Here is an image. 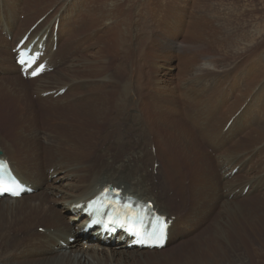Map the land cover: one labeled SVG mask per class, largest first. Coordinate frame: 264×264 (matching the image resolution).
<instances>
[{"label": "rangeland", "instance_id": "374dc122", "mask_svg": "<svg viewBox=\"0 0 264 264\" xmlns=\"http://www.w3.org/2000/svg\"><path fill=\"white\" fill-rule=\"evenodd\" d=\"M43 14L45 16L37 23L40 25L32 28V24ZM53 19L54 45L51 54H45L42 61L51 65L44 73L50 75L26 87L20 80L26 77L13 63L16 52L14 42L30 27L29 33L26 32L28 36L39 30L42 32L45 27H48L46 31L49 36ZM69 24L71 27L74 25V32L68 31ZM68 44L73 47L72 51L63 53L69 49L64 48ZM119 46L124 48L123 61L116 59L112 63L114 53L117 52L119 58L123 50ZM104 50H111L109 56L108 53L103 54ZM124 70H127L126 74H123ZM127 75L134 76L126 78ZM93 79L97 81L91 84ZM108 79L115 83L121 79L122 94L127 97L137 101L138 96H146L144 99L149 101L156 100L162 113L171 112L180 105L195 118V125H200L201 134H195L200 141L208 139L202 146L208 154L212 150L217 157L225 154L232 162H237L239 155L243 157L248 151L257 149L246 156L251 159L245 161L238 172L237 181L232 183L239 185L245 179L256 178L260 181L255 185H262L254 193L234 201H228L220 191L218 160L212 156L213 153L210 154L213 160L208 170L204 169L209 165L207 162L191 160V165L198 170V174L192 170V180L200 184L198 179L203 178L207 186L206 190L200 184L204 189L200 206L195 208L194 200H189L192 215L189 222L195 229L189 225L184 234L187 238L178 244L171 242L156 254H175L178 248L193 244L201 234L202 240L198 245L210 247V243H215L217 250L213 252L209 248L203 254L199 250L198 253L204 256L200 257L202 262L196 261V256L190 254L181 263L170 259L169 262L155 264H264V0H0V110L4 109L5 115L9 114L12 104L16 111L28 107L27 111L32 114L34 122L32 125L36 127H27L25 131L30 132L28 138L33 140V144L42 147L40 151L34 150L36 160L28 166L19 164L26 154L10 156V164L31 180L29 187L37 189L24 194L17 202L20 207L32 204L39 194L47 196L43 188L56 190L54 193L58 194V173H84L95 164L101 169L104 162L115 160L116 154H119L120 161L135 153H143L140 166L146 174L156 176L158 163L147 155L152 146L150 149L146 147L147 143L153 141L152 132L140 127L136 103L132 105L130 101L127 102L126 114L115 122L108 120L107 114H104L112 103L102 100L104 84ZM108 85L111 84L108 83L106 89ZM59 87L62 88L56 90ZM42 90L51 91L41 92L43 99H31ZM84 94L90 95L81 103L66 105ZM17 96L20 100L12 103ZM89 110L94 113L90 112L96 124H88L86 118ZM107 120L109 128L105 127ZM92 123L94 133L87 128ZM4 124L6 129L11 128L9 119ZM76 129H79L80 136L75 135L78 133ZM0 131L4 134L1 141L10 142L1 125ZM97 131H101L102 136L92 152L91 142L98 138L95 137ZM225 133L229 140L223 141ZM106 134L107 138L102 141ZM30 141H26L27 149ZM216 145L222 149L214 150ZM52 150L57 156L53 160ZM130 152L133 153L128 155ZM179 152L177 156L170 157L175 161V167L182 170L185 167L182 158L188 157L185 154L180 157ZM167 153L170 154V150ZM4 156L9 157V154ZM36 161L41 162V166L38 167ZM55 164H58L57 168ZM152 168L153 173L150 172ZM182 180H179L180 186ZM180 189L179 192L182 191ZM185 189L191 192V182ZM246 190L247 187L244 193ZM153 192L158 201L166 205L164 207L169 213L174 214L175 210L166 203L165 196H158L157 189H153ZM186 197L193 198L190 193ZM44 201L46 204L50 202L48 199ZM6 202V199H0V204ZM36 212L30 215L34 217ZM24 214L18 207L13 210L0 207V264H27L16 259V256L39 238H30L28 242L24 238L44 233L39 224H31L30 232L25 231L28 232L26 235L18 232L21 226L18 222ZM68 215L70 213L67 212L62 220L66 221ZM185 228L182 224L177 225L174 234ZM92 231L84 227L79 235L90 236ZM236 232L240 233V237ZM91 240L94 241L93 237ZM79 242L86 241L80 239ZM37 252L43 253L40 250ZM127 264L136 263L133 259Z\"/></svg>", "mask_w": 264, "mask_h": 264}, {"label": "bare ground", "instance_id": "6f19581e", "mask_svg": "<svg viewBox=\"0 0 264 264\" xmlns=\"http://www.w3.org/2000/svg\"><path fill=\"white\" fill-rule=\"evenodd\" d=\"M45 14H43V16L40 17L38 20L43 18ZM38 20H36V22L33 23L32 26H34L38 22ZM54 21L55 19H53L52 21L49 36L47 35V31H46L48 27H45L42 32H39L40 31L39 30L38 32L34 33L32 36H28V39L20 46L19 50L27 49L29 44L33 40H36L32 45V48L30 50V55H32V53L37 51H41V52L43 51L42 57L45 56V54L50 55L54 45L53 26H52ZM39 25L40 24H37L36 27H38ZM31 27L28 28L22 34V36L18 39V41L14 42L13 48L16 47V44L22 39V37L26 34V32L30 31ZM72 27H74V25ZM72 27L71 24H69L68 31L74 32V29ZM58 32L59 31H57V34ZM122 36L123 35H121V37ZM39 44L42 46L43 49H39L38 47ZM119 47L123 49L119 53L120 57L118 58L116 56L117 54L116 52L114 53L115 55H113L115 57L112 56L109 57V59L111 57H112L111 59H114L110 62L113 63V61L115 62L116 59L119 61H123L124 48H122L121 46ZM64 48L65 49L69 48V49H67V51H62L63 53H70L73 47L71 48L68 44V47H64ZM115 49L117 50V48ZM106 50H104L103 53L104 55H107V53L111 51L110 50L106 52ZM16 54L17 53L15 52V54L13 55V60H14L13 63L15 68L19 69V67H17L15 64ZM42 57L38 59L37 63L34 64L33 68L37 66L39 62L45 60V58ZM62 60L63 57L62 59H60V64H62L63 62ZM50 66H51L50 64L46 63V69L44 70V72L34 79L26 78L24 80L20 78V80L23 81L27 87L31 85V83H33L34 81H37L43 77H49L50 74H44V73L48 70V67ZM169 70H171V68ZM126 71L124 70L123 74H126ZM133 76L134 75L132 76L127 75L126 78H130ZM110 79L106 80V83L104 84V92L102 93V100L103 102L106 100L107 103H111V102L112 103L111 106L108 108L109 110H107L104 114H107L108 120L112 119V122H115L117 119H120L123 114H126L128 108L127 104L129 103V101L132 103V105L133 104L135 105L136 103L138 108L135 111L141 122L140 127L145 128L148 132H152L151 134L153 136V141L150 144L147 143L146 147L150 149V145L152 146L151 148L152 150H149V152H147V155L151 160H153V162L158 163V168L155 173L156 176H151L150 174L149 175L146 174L143 171V168L140 166L142 164L141 159L143 158L142 156L143 153L142 155L139 154L136 155L135 153L133 156H127L120 161L118 160L119 154H116L115 160L111 159L110 161L104 162L103 168L101 169H99L95 164L94 166L89 167L84 173L60 174L57 171H54V173H58L57 175L58 177L56 178V181L60 184L59 186H57L60 192L57 194L54 193L56 190H48L49 189L48 187L43 188V191L48 197L45 196L44 194H39L37 196L36 193L34 197L37 196L36 197L37 199L32 204H25L21 207L19 206V204H17V202L23 198L24 194H22L19 198H15V199L3 196L0 199H6L7 202L5 204H0V207L11 210L16 209L18 207L22 209L23 212L25 213L18 222L19 224H21L20 226L21 229L18 228L17 226V228L19 229L18 232H21L24 235L28 234V232H30L31 229L30 226L31 224L32 226L39 224L38 227H43L44 229L43 234L40 235L32 234L31 237L29 236L28 238L27 236V238H24L26 242H28L30 238L32 239L39 238V241L34 242V244L26 248V250H24L20 255L18 254V256H16V259L25 261L27 264H127L129 261L133 259L135 260L136 264H155V263H164L167 261L169 262L170 259L178 260L181 263V260L183 258L188 257L191 254L196 256V261L202 262L201 258H203L204 256L198 253L199 250H202V254L204 251H207L209 248L213 252L217 250V246L215 243L212 244L210 243V247L209 245L203 247L202 245L199 244L201 247H203L202 249H200L198 243L201 242L202 240V234L198 237L196 241H194L193 244L188 243L185 246L178 248L175 254H162L161 252L159 254H156L158 251L164 250V247L168 246L171 242H175L178 244L180 241H182V239L187 238V236H185L184 234H186V232L188 231L189 225H191V227L195 229V227H193V225L189 222L191 220L190 217H192V215L190 214L191 207L189 200L191 201L194 200L195 208L200 206V204L203 201L202 196L204 194V189L201 186L203 185L206 190H207V186L205 185L204 183L205 180H203V178L199 177L198 179L200 180L201 186L198 181L194 182V180H192V176H191L193 174L192 170L197 172L196 174H198V170L194 166H192L190 162L193 159L202 161L203 163L207 162V164L209 165L205 166L204 169L208 170V168H210V163H212L213 157L216 158V160H218L217 169L220 173V175L218 174L220 178V182H218V184L221 183L220 191L223 196L227 197L228 201L230 200L234 201V200H239L243 195L254 193L256 189L260 188V186L262 185V183L261 184L259 183V186L255 185L257 182L260 181L257 180L256 178L250 180L245 179L246 181L240 183L239 185H236V183L234 182L232 183V181L235 182L237 181L236 178H238L240 175V174L238 175V172L242 168V165L245 163V161L248 160L249 162V160L251 159L250 156L249 157L246 156L252 150L257 151V149H252L248 151V153H246V155L243 157L239 155L238 156L239 159L237 162L235 160L234 162H232L231 159H228V156L225 154H222V156L217 157L215 155V152H213L212 150L210 151V154L213 153L212 154L213 157H211V155L208 154L206 151L204 152V149L202 147L206 139L204 140L202 138L203 140L200 141V137L198 135L196 136L195 134L201 132L200 130L201 127H199L200 125L198 124L197 127L194 123L195 118L193 116H190V114L186 110H184L180 105L178 108H175L171 112L162 113L160 112L161 110H158L159 108L156 105L158 102L156 100L149 101L148 99H144L146 96H138L139 98L138 101L135 100V98L133 99L127 97L124 94H122L123 81L120 79V81L117 80L115 83L114 80H110ZM96 81L97 80L93 79L91 84L95 83ZM70 82L72 81H69L68 83ZM68 83H66L65 85H67ZM108 83L111 85L110 86L108 85L109 88L106 89L105 86ZM62 87L56 88V90ZM48 91L51 90H44V91L42 90L39 93H36L34 96H31V99L34 101L38 99H43L41 98L40 93L41 92L47 93ZM89 95L90 94H84L83 96L76 98L73 102H70L66 105L73 103L78 104L79 102L81 103L84 99H87ZM91 96H93V94H91ZM45 97L48 98V96ZM23 98L24 97H22L21 100ZM19 100L20 97L17 96L11 102L15 103L16 101ZM7 105L9 107V104ZM12 105L10 108L11 109L10 112H8L9 114H5L7 116H5L3 113L6 112L4 109L0 110V125L5 129L6 132L5 137L8 138L7 134L10 137L9 140L10 142H6L8 143L7 145L5 142L1 141V138L2 136H4V134L0 131V159H6L9 162L10 170L14 173V175L24 186L28 187L30 190L33 189L37 191V189H34L33 187H29L31 186L30 185L31 180L29 181V179H26L22 175L20 170H16L10 164L12 163L10 159L13 155L26 154V156L20 160L19 164L22 166L23 165L28 166L30 165V163L36 160L37 153L34 150L37 151L42 150V147L40 145H38L37 143L33 144V140L31 141L29 140L28 134L30 132L25 131L27 127H32V128L36 127L32 125V123L34 122H32L33 120V118L31 117L32 114H30L27 111L28 107L27 108L21 107L22 109L16 111L15 109H13L14 105L13 106ZM90 112L94 114L91 110H89L87 113L88 116L86 120L89 121V122L87 121L88 124L91 122L96 124L95 118ZM190 118H192L193 120ZM8 119L11 123V128L9 130L4 127L5 125L4 123L8 122ZM108 120L105 123V127L109 128ZM93 123L88 125L87 128L90 130L89 132L94 133V129L92 128V126L94 125ZM194 125L196 128L194 127ZM218 125H220V123H218ZM232 125L233 124L230 125L229 130H231L230 128L232 127ZM214 127L216 128L217 126L214 125ZM100 132L101 131H97L95 137L97 136L98 138L91 142L92 152L93 150H96L97 148L96 146L100 142V138H101L100 136H102V133ZM79 134L80 132H78L77 134L75 133V135H79ZM159 135L162 138H160ZM227 135L228 134L226 133L224 134L223 141H225V139L229 140V137ZM107 136L108 134L103 136L102 141L106 139ZM63 138L65 140L67 139L66 136L65 137L63 136ZM195 138L197 140V143L195 142ZM26 141H30L28 149H27ZM206 141L208 142V139ZM230 141L232 140L230 139ZM119 142H122V140H119ZM58 145L61 146V143H59ZM165 148L170 150L172 154L171 153L168 154L167 153L168 150L166 151ZM217 148L222 149V147L216 145L214 147V150ZM26 149L27 151L23 153ZM180 149H182V151H180ZM164 151L166 152L164 153ZM48 152L50 151L48 150ZM53 152L54 151L52 150L51 152L52 160L54 158H57V156L53 154ZM177 152H179L180 157L183 154L187 155L188 157L186 158V156H183L182 158L185 161L183 162L185 167L182 170H180V167H175L176 166L174 165L175 161L172 159V157H170L172 155L177 156ZM7 153L9 154V157L4 156V155H8ZM132 153L133 152H130L128 153V155L129 154L131 155ZM41 154L42 152H40V155ZM92 155H94V153H92ZM176 162H178V160ZM36 163L38 167L41 166L42 164L41 162L38 163L37 161ZM58 164H55V168H57ZM231 164L232 166H230ZM234 169H236V171L233 173ZM144 170H146V167L144 168ZM40 172H38L37 175L38 177L37 185L39 184ZM150 172L153 173V168L150 170ZM29 173H31V171H29ZM48 179L49 181H51L49 177ZM181 179L183 180L181 182L182 185L180 186L179 180ZM190 182H191V192H187L188 190L185 191L186 190L185 188L189 187ZM53 183H55V181ZM50 185L52 186V183ZM108 185L114 189L121 190V193L125 196L128 195L135 197L137 200L142 202H152L153 209L156 211V213H158L160 216H164L166 220L170 221V225L167 231V240L165 245L161 249H155V248L144 249V248L134 247L136 245L132 243V239L130 238V235L125 233V231L127 230L119 229L112 223L106 224L103 221L97 223L91 222L92 221L91 215L83 210L85 206V202L89 201L93 196L98 194V191L103 190ZM246 187L247 190L244 193ZM179 188L182 189L181 192L178 191ZM153 189L158 190L159 193L158 196L161 197L165 196L166 203L169 204V206L175 210L174 214L177 215L169 213V211L164 207L166 205L163 206L161 204L162 202L160 203V201H158V198L156 197L157 195L154 194ZM194 191H196L195 196H194ZM189 193H190V197L193 196L194 199L193 198L188 199L186 197ZM51 198L54 199L52 200ZM45 199L50 200L49 202L50 204L49 203L46 204L44 201ZM79 203H83V206L80 209H78L75 206ZM48 205H50L51 207ZM32 212H36V216L34 217L31 216L33 215V214L30 215V213ZM67 212L70 213V215L67 216L66 221H63L62 217H64L65 214H67ZM32 221H34V223H32ZM180 224H182L186 228L182 229L178 234L175 235L174 229L177 225ZM87 225L90 226L93 230L91 232V235L90 236L79 235L81 229L83 230V228L86 227ZM100 230L103 232L104 237H100L96 235V233L101 232ZM236 234L238 237L240 233L236 232ZM91 236L93 237L94 241L91 240L92 239ZM80 239H83L86 242L84 243L79 242ZM38 250L42 251L43 253L41 254L38 253L37 252ZM35 259L37 261H32Z\"/></svg>", "mask_w": 264, "mask_h": 264}, {"label": "snow or ice", "instance_id": "6c2138e0", "mask_svg": "<svg viewBox=\"0 0 264 264\" xmlns=\"http://www.w3.org/2000/svg\"><path fill=\"white\" fill-rule=\"evenodd\" d=\"M33 74L35 75L36 73H33ZM4 167L5 165L3 164V162H0V193H5V192L10 191L9 187H6L4 183ZM13 194H16V193L13 192ZM157 226H158L160 235H162L163 227H164L162 218H157Z\"/></svg>", "mask_w": 264, "mask_h": 264}, {"label": "water", "instance_id": "95a60500", "mask_svg": "<svg viewBox=\"0 0 264 264\" xmlns=\"http://www.w3.org/2000/svg\"><path fill=\"white\" fill-rule=\"evenodd\" d=\"M30 46H31V44H30ZM30 46H28L27 47V50L25 51V55L28 57V59H32V56H33V54L32 55H30V49H31V47Z\"/></svg>", "mask_w": 264, "mask_h": 264}]
</instances>
